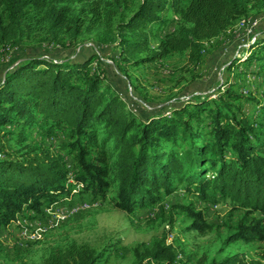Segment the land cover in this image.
<instances>
[{
  "label": "trees",
  "instance_id": "obj_1",
  "mask_svg": "<svg viewBox=\"0 0 264 264\" xmlns=\"http://www.w3.org/2000/svg\"><path fill=\"white\" fill-rule=\"evenodd\" d=\"M261 1L0 0V59L3 50L24 42L64 44L96 33L116 42L120 59L133 66L172 53H187L189 62L198 63L206 42L247 19ZM128 11L131 16L123 19ZM151 25L158 26L163 38L156 50L151 48ZM253 62L264 66V36L233 65ZM93 64L94 58L29 57L5 70L0 140L1 135L14 138L26 152L17 159L0 158V228L30 210L42 212L72 198L77 187L76 194L94 199L114 191L113 205L127 213L151 208L182 188L203 203L224 200L243 212L226 245L264 241V109L259 106L258 115L248 116L244 96L228 88L218 100L191 99L169 114L139 120ZM57 133L65 136L58 153L43 144ZM33 135L42 142H29ZM70 174L74 183L69 185ZM172 209L193 219L191 231L205 234L213 228L192 206L175 204ZM111 247L98 250L73 241L53 248L40 264H105ZM136 254L150 264H175L178 257L164 241ZM212 264L259 263L235 254Z\"/></svg>",
  "mask_w": 264,
  "mask_h": 264
},
{
  "label": "rangeland",
  "instance_id": "obj_2",
  "mask_svg": "<svg viewBox=\"0 0 264 264\" xmlns=\"http://www.w3.org/2000/svg\"><path fill=\"white\" fill-rule=\"evenodd\" d=\"M131 14V11L125 12L123 19L127 20ZM166 17L171 19L173 13L169 12ZM157 27H149L154 50L163 39ZM117 32L115 29L113 36ZM98 36L83 33L77 39H65L64 44L55 45L28 41L3 50L0 81L7 68L24 58L58 61L94 58V70L106 75L139 120L144 121L152 114H169L191 99L218 100L228 88L244 96L242 107L248 116L258 115L259 106L264 109V66L259 62L233 65L264 36V0L250 9L247 19L237 21L225 34L206 42L198 63L189 62L187 53H172L156 63L133 66L120 59L116 42L101 40ZM248 98L253 99L245 102ZM64 138L57 133L43 144L58 153ZM29 142L42 141L33 135ZM20 147L14 138L1 135L0 158L17 159L26 152L20 151ZM68 162L71 166L70 158ZM73 193L72 198L43 207L42 212L30 210L8 227L0 228V263L40 264L53 248H64L77 241L89 243L98 250L111 245L105 264H150L148 260L141 263L136 250L143 253L146 248L164 241L177 253L175 264H212L235 254L243 255L247 262L264 264V241L225 244L243 218V212L235 210L228 201L203 203L180 188L175 195L165 197L151 208L127 213L113 205L114 191L97 199L85 193L76 194L78 187ZM80 203L83 206L78 211ZM175 204L192 206L196 212H203L207 223L213 225L212 230L205 234L191 231L193 219L185 212L173 210Z\"/></svg>",
  "mask_w": 264,
  "mask_h": 264
},
{
  "label": "built area",
  "instance_id": "obj_3",
  "mask_svg": "<svg viewBox=\"0 0 264 264\" xmlns=\"http://www.w3.org/2000/svg\"><path fill=\"white\" fill-rule=\"evenodd\" d=\"M70 176H71V183L73 184L74 183V178H73V176H72V174H70ZM81 204V209H79L78 211H80V210H82V203H80Z\"/></svg>",
  "mask_w": 264,
  "mask_h": 264
}]
</instances>
